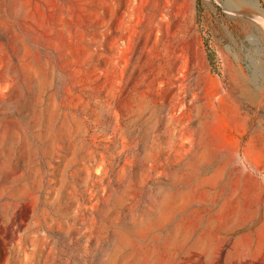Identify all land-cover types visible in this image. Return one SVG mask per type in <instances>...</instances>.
<instances>
[{
  "label": "rangeland",
  "instance_id": "obj_1",
  "mask_svg": "<svg viewBox=\"0 0 264 264\" xmlns=\"http://www.w3.org/2000/svg\"><path fill=\"white\" fill-rule=\"evenodd\" d=\"M196 2L0 0V264H264V0Z\"/></svg>",
  "mask_w": 264,
  "mask_h": 264
},
{
  "label": "trees",
  "instance_id": "obj_2",
  "mask_svg": "<svg viewBox=\"0 0 264 264\" xmlns=\"http://www.w3.org/2000/svg\"><path fill=\"white\" fill-rule=\"evenodd\" d=\"M196 10H197V20L200 23L201 22V18L203 16V3L202 0H197L196 2ZM205 45L207 48V52H208V58H209V62L211 65V70L212 72L221 75L220 70L218 68V65L216 64V57H215V52L214 50L210 47V43H209V38L206 36L205 37Z\"/></svg>",
  "mask_w": 264,
  "mask_h": 264
}]
</instances>
